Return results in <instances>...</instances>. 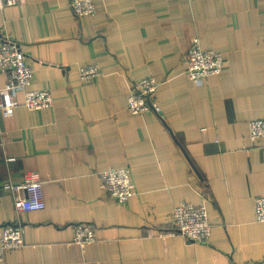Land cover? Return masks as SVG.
Instances as JSON below:
<instances>
[{"label":"crops","instance_id":"crops-1","mask_svg":"<svg viewBox=\"0 0 264 264\" xmlns=\"http://www.w3.org/2000/svg\"><path fill=\"white\" fill-rule=\"evenodd\" d=\"M78 17L70 0H22L0 10L6 37L32 60L30 89L50 91V110L30 111L25 95L0 96V236L21 225L25 246L6 264H264V142L249 122L264 118V0H97ZM199 38L222 53L224 73L200 82L185 58ZM97 64L91 84L80 68ZM152 76L155 111L133 116L127 97ZM7 78L0 71V91ZM130 168L127 205L110 198L100 174ZM28 172L43 182L46 208L18 212ZM12 183L15 190L4 188ZM203 185L205 188H203ZM204 204L213 233L189 244L164 232L175 205ZM96 240L74 241L75 224Z\"/></svg>","mask_w":264,"mask_h":264},{"label":"built area","instance_id":"built-area-1","mask_svg":"<svg viewBox=\"0 0 264 264\" xmlns=\"http://www.w3.org/2000/svg\"><path fill=\"white\" fill-rule=\"evenodd\" d=\"M22 0H0V10L20 4ZM97 0H70L74 13L82 18L97 13ZM185 65L188 77L200 82L224 73L225 58L222 53L214 50H204L199 38H195L192 47L187 52ZM0 71L6 76L7 82L0 96L3 108H12L18 103L16 96L23 92L25 107L30 111L50 110L54 106V96L50 91L30 89L34 82L32 60L22 51L20 44L11 37H6L0 45ZM81 79L91 84L100 77L102 71L97 64L80 68ZM160 83L152 76L144 77L130 89L127 97V108L131 115L139 116L155 111L161 114V108L155 103V95ZM249 136L253 141L264 142V118L249 122ZM107 195L119 205H127L136 191L135 180L130 168H110L100 174ZM17 186L6 183L4 188L15 190ZM28 197L15 201L18 212L41 211L46 208L43 194V182L38 172H28L22 185ZM256 221L264 223V197L255 199ZM169 224L171 230L164 232L170 237L181 236L189 244L209 243L213 228L209 211L204 204L195 206L188 202L175 205ZM74 241L84 245L96 240V227L93 224H75ZM25 246L24 229L21 225L9 224L4 226L0 236V264H6L10 251Z\"/></svg>","mask_w":264,"mask_h":264},{"label":"trees","instance_id":"trees-1","mask_svg":"<svg viewBox=\"0 0 264 264\" xmlns=\"http://www.w3.org/2000/svg\"><path fill=\"white\" fill-rule=\"evenodd\" d=\"M203 188H205V186L203 185Z\"/></svg>","mask_w":264,"mask_h":264}]
</instances>
